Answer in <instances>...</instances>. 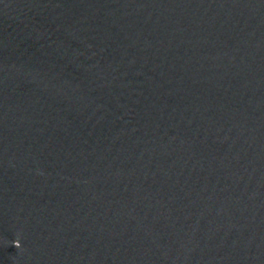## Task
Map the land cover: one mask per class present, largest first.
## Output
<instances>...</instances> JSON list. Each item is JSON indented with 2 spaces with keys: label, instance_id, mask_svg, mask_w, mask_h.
<instances>
[{
  "label": "water",
  "instance_id": "water-1",
  "mask_svg": "<svg viewBox=\"0 0 264 264\" xmlns=\"http://www.w3.org/2000/svg\"><path fill=\"white\" fill-rule=\"evenodd\" d=\"M0 264H264V0H0Z\"/></svg>",
  "mask_w": 264,
  "mask_h": 264
},
{
  "label": "clouds",
  "instance_id": "clouds-1",
  "mask_svg": "<svg viewBox=\"0 0 264 264\" xmlns=\"http://www.w3.org/2000/svg\"><path fill=\"white\" fill-rule=\"evenodd\" d=\"M12 245H13L15 248H17V249L21 248V243H20L19 238L13 240V241H12Z\"/></svg>",
  "mask_w": 264,
  "mask_h": 264
}]
</instances>
